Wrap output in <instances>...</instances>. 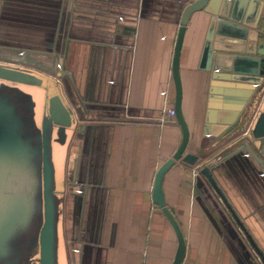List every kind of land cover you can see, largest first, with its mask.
I'll use <instances>...</instances> for the list:
<instances>
[{
	"label": "crops",
	"instance_id": "obj_1",
	"mask_svg": "<svg viewBox=\"0 0 264 264\" xmlns=\"http://www.w3.org/2000/svg\"><path fill=\"white\" fill-rule=\"evenodd\" d=\"M191 1L0 0V63L59 79L76 113L74 135L57 145L71 175L62 190L63 264L174 259L177 238L152 190L156 172L182 141L176 117L165 124L160 118L175 109L173 55L182 10ZM209 18L203 11L191 16L180 58L188 151L200 160L195 165L178 160L163 189L185 235L183 264H241L230 243L234 235L221 223L253 250L197 171L226 153L222 139L205 133L209 111L214 124L233 118V108L223 102L209 107L210 73L200 69ZM56 64L69 75L62 77ZM38 87L43 114L48 94L44 85ZM250 122L243 119L242 131ZM224 170L217 181L264 252V179L237 160Z\"/></svg>",
	"mask_w": 264,
	"mask_h": 264
},
{
	"label": "water",
	"instance_id": "obj_2",
	"mask_svg": "<svg viewBox=\"0 0 264 264\" xmlns=\"http://www.w3.org/2000/svg\"><path fill=\"white\" fill-rule=\"evenodd\" d=\"M140 1L145 3V0ZM200 11L210 16L200 62V69L210 73L209 107L220 106L223 102L222 105L225 108H233V118L229 121L223 118L219 124H214L213 111H209L205 133L216 138L217 141L222 139L226 153L218 161L200 164L198 167L201 175L207 179L213 191L222 200L253 250L246 248L239 234L228 227V224L221 223L225 232L229 231L234 235L230 234L234 241L233 247L235 246L238 250L235 252L241 264H264V252L231 205L216 178L218 175H224L225 165L237 160L252 173L264 179V35L262 33L264 0H193L183 8L172 65L175 85L174 110L176 121L182 130V141L173 157L167 159L156 172L152 198L160 207L177 238V250L171 264H183L187 250L186 239L174 212L166 204L163 181L166 173L178 160L189 165H195L200 160L199 154L188 151L190 131L182 111L183 90L180 75V58L186 28L191 16ZM56 68L62 77L69 75L64 65L56 64ZM27 84L41 86L43 79L19 66L0 63V143L5 144L13 156L17 157L20 172L17 177L22 184L16 191V197L11 196L5 199L4 205L0 207V211L6 208L3 212V220L0 221V247L2 249L8 233L3 229L5 222L25 219L27 217L25 210L28 209L30 212L27 213V221L18 224L14 233L11 234L13 245L20 251H28V246L31 244L28 242L29 239L18 238L17 235L32 221L31 214L36 209L38 211L36 221L42 217L38 236L37 263L55 264L57 203L54 194L57 195L60 191L52 190L54 167L49 156L48 130L52 123V133L58 137L57 140L60 143H66L76 130V113L62 85L57 86L59 90L52 88L51 84L46 87L48 97L43 111L41 163L37 169H34L37 170L36 173L40 179L35 182L37 202L35 200L36 206L29 204L28 208L24 196L25 185L27 186L32 176L33 171L29 167L33 164L27 160L31 147H28V142L22 135L26 130V123L32 121L35 123L36 116L28 115L29 112H34V109L32 104L28 106V100H32V97L24 92L23 86ZM9 90L10 93H18L16 101L9 97ZM247 117H250L251 122L247 129L242 131L241 123ZM199 184H202L201 179ZM21 200L25 203L26 209L22 207L24 204H21ZM222 218L225 217L222 215ZM27 243V248L22 247ZM71 246L74 248V243H71Z\"/></svg>",
	"mask_w": 264,
	"mask_h": 264
},
{
	"label": "rangeland",
	"instance_id": "obj_3",
	"mask_svg": "<svg viewBox=\"0 0 264 264\" xmlns=\"http://www.w3.org/2000/svg\"><path fill=\"white\" fill-rule=\"evenodd\" d=\"M27 70V69H25ZM27 71L34 73V74H39L36 71L28 69ZM41 75V78L43 79V85L45 88L51 84L52 88L55 90H59L57 86H61L62 84L58 82V80H55L48 75ZM57 78V77H56ZM24 92L28 93L31 97L32 100H28V106H31L32 104L34 112H29L28 115L33 114L32 116H36V122H27L25 125V132L23 133V138L26 142H28V147H31L29 149V156L27 160H30V165L29 167L32 172V176H30V181H28L26 187V192H25V200L27 202V207L29 208L30 206L35 205V200L37 202L36 198V188L37 186L35 185V182L40 180L39 175H37V169L38 165L41 163V135H42V121H43V114L39 111L40 110V99L42 94L40 89H38V85H33V84H27L24 85ZM40 91V92H39ZM8 93V91H7ZM9 97L16 101L18 99V93L12 92L10 93L9 90ZM46 97V96H44ZM29 107V108H32ZM41 113V116H40ZM40 116V117H39ZM52 123H50V128L48 130V140H49V156L50 160L53 163L54 167V175H53V187L52 190L56 189L57 191H60L59 194L55 195L54 198L57 203V230H56V261L55 264H63L62 263V248L63 245L65 247V242H64V229H63V217H64V195H63V189L65 187V182L67 179L71 178L70 173H67L64 168V158L63 160L60 158V155L57 152L58 149V143H60L57 140V136L52 133ZM34 149V150H33ZM17 157L13 156V153L7 148V146L2 143H0V207L4 205L5 199L9 197H16V191L17 189H20V184L18 175L20 174L19 172V161L16 159ZM28 164L26 167L28 168ZM39 188V187H38ZM41 189V188H40ZM22 198V197H21ZM4 199V200H3ZM23 200V198H22ZM21 200V201H22ZM21 204H24L22 207L25 208V203L22 201ZM35 208V207H34ZM6 209V208H5ZM0 211V221L3 220V212L4 210ZM26 209V208H25ZM25 215L27 217L23 219H18L14 220L12 222H5V229L4 232H8L6 235V238L3 242L2 249L0 247V264H38L37 259L39 255V247H38V236H39V230L41 227L42 223V217L40 220L33 222V230L30 233L28 237V242L31 243L30 246H28V251H20L18 247L13 245V242H11V234L14 233L16 226L25 220L27 221L28 218V209L25 210ZM28 213V214H27ZM25 221V222H26ZM8 223V224H7ZM11 223V224H10ZM10 225V226H9ZM36 227V228H35ZM27 244H25L22 247H26ZM27 248V247H26Z\"/></svg>",
	"mask_w": 264,
	"mask_h": 264
},
{
	"label": "trees",
	"instance_id": "obj_4",
	"mask_svg": "<svg viewBox=\"0 0 264 264\" xmlns=\"http://www.w3.org/2000/svg\"><path fill=\"white\" fill-rule=\"evenodd\" d=\"M262 26H263V29H264V20L262 22ZM37 213L38 211H36V209L34 210V212L31 214L32 215V221L30 223H28L26 226L23 227L22 230H20L18 232V238H23V239H27L29 234L32 232L33 230V222L36 221V218H37ZM222 218V217H221ZM230 243H231V246L233 247V244H234V241L233 239L230 240ZM233 249L236 251L237 249L235 248V246L233 247ZM238 251V250H237ZM244 261V260H243Z\"/></svg>",
	"mask_w": 264,
	"mask_h": 264
},
{
	"label": "built area",
	"instance_id": "obj_5",
	"mask_svg": "<svg viewBox=\"0 0 264 264\" xmlns=\"http://www.w3.org/2000/svg\"><path fill=\"white\" fill-rule=\"evenodd\" d=\"M175 117V110L170 109L163 117L160 118V122L165 124L168 121V118ZM199 167L197 168L198 171Z\"/></svg>",
	"mask_w": 264,
	"mask_h": 264
}]
</instances>
